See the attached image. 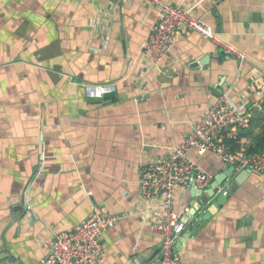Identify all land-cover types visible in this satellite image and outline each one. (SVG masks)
<instances>
[{
  "label": "crops",
  "instance_id": "crops-1",
  "mask_svg": "<svg viewBox=\"0 0 264 264\" xmlns=\"http://www.w3.org/2000/svg\"><path fill=\"white\" fill-rule=\"evenodd\" d=\"M163 1L190 9L244 59L184 30L148 62L156 8L145 0H0V264H48L46 241L94 205L119 216L103 233V264H154L161 241L142 165L177 146L216 91L251 116L242 147L264 131V0ZM88 86L112 88L92 95ZM189 157L212 180L233 175L207 219L213 198L197 206L189 187L176 191L175 208L191 212L183 234L198 222L176 253L195 264H264V174L211 152Z\"/></svg>",
  "mask_w": 264,
  "mask_h": 264
},
{
  "label": "built area",
  "instance_id": "built-area-1",
  "mask_svg": "<svg viewBox=\"0 0 264 264\" xmlns=\"http://www.w3.org/2000/svg\"><path fill=\"white\" fill-rule=\"evenodd\" d=\"M145 1L156 8L154 22L142 47V53L148 62H159L184 30L198 33L228 57L239 61L244 59L241 50L220 40L214 28L204 20L194 17L190 9L163 0ZM203 1L216 4L220 0H195V3ZM107 88L112 87L99 90L96 87L90 88L89 93L101 95ZM250 120L249 112L239 110L224 91H216L212 103L193 124L185 138L166 156L142 165L140 192L142 200L152 206L157 214L153 229L161 241V264H195L183 261L174 251L175 244L186 227L183 215L175 208L176 191L190 184L203 188L212 182V176L189 157L191 150L199 155L211 152L228 166L249 170L254 174H264V148L246 153L243 149L232 150L225 142L228 130L246 128ZM184 210L186 213L187 209ZM118 219L119 216L110 213L104 205H94L88 218L73 227L55 232L46 241L45 261L48 264H103V233Z\"/></svg>",
  "mask_w": 264,
  "mask_h": 264
},
{
  "label": "water",
  "instance_id": "water-1",
  "mask_svg": "<svg viewBox=\"0 0 264 264\" xmlns=\"http://www.w3.org/2000/svg\"><path fill=\"white\" fill-rule=\"evenodd\" d=\"M246 171L249 172V170H246ZM222 173H223V175L216 176L210 184H208L207 186H205L203 188H196L192 184H190L188 186L189 190L191 192V196L196 198L194 204H196L197 206H203L207 203L208 198L204 194H207L209 198H213L212 203L205 209L204 212L201 213L202 219L209 218L217 210V206L220 204L218 196L220 197V193L222 191L219 192V194H217L218 196H216V199H215V195H216L215 189L216 188H222L224 185H226L229 178L233 175L232 171L229 168L227 170H224ZM221 194H223V193H221ZM190 214H191V212H189L188 214H185L182 217L183 221L186 222L187 217ZM197 226H198V222H195V224L190 226L188 231H186V233H184L177 240V242L175 244V248H174L175 252H177L179 250V248L190 238V236L192 235V232L194 231V229ZM13 262H16L15 259L13 260ZM154 264H161L160 258Z\"/></svg>",
  "mask_w": 264,
  "mask_h": 264
},
{
  "label": "trees",
  "instance_id": "trees-1",
  "mask_svg": "<svg viewBox=\"0 0 264 264\" xmlns=\"http://www.w3.org/2000/svg\"><path fill=\"white\" fill-rule=\"evenodd\" d=\"M251 124V122H250ZM250 124L246 128L239 129V133L233 137L226 136L225 142L231 147L232 150L243 149L246 153H253L264 148V131L255 135L253 142L242 147V139L250 136Z\"/></svg>",
  "mask_w": 264,
  "mask_h": 264
},
{
  "label": "rangeland",
  "instance_id": "rangeland-1",
  "mask_svg": "<svg viewBox=\"0 0 264 264\" xmlns=\"http://www.w3.org/2000/svg\"><path fill=\"white\" fill-rule=\"evenodd\" d=\"M145 41V40H144ZM144 43V42H143ZM143 47V46H142ZM89 88H88V90L90 89V88H92L93 86H88ZM250 172V171H249Z\"/></svg>",
  "mask_w": 264,
  "mask_h": 264
}]
</instances>
